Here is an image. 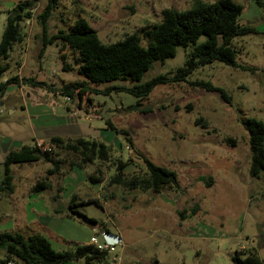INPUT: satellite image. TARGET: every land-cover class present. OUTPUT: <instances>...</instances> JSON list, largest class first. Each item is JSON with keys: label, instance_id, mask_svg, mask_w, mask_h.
<instances>
[{"label": "rangeland", "instance_id": "obj_1", "mask_svg": "<svg viewBox=\"0 0 264 264\" xmlns=\"http://www.w3.org/2000/svg\"><path fill=\"white\" fill-rule=\"evenodd\" d=\"M18 1L22 0H0V39L7 11ZM195 1L215 0H59L48 18V34L67 31L83 18L102 43H113L131 33L142 36L160 21L162 10H186ZM234 1L243 7L239 24L257 30L232 40L236 62L247 69L214 62L193 71L186 81L156 85L140 101L127 91L113 89L90 94V102L81 95L73 103L65 102L61 96L55 109L33 124L57 122L65 139L103 142L108 146V160L83 162L81 156L56 148L54 158L60 162L56 172L50 173L53 165L43 160L11 164L14 189L0 192V232L37 233L55 250H74L88 244L92 236L102 243L100 232L107 228L123 239L108 254L110 263L120 257V264H232L231 256L238 250L255 253L264 262V172L257 177L248 173V132L241 125L245 118L264 122V10L254 0ZM45 3L35 0L32 18L21 23L25 42L3 60L9 66L8 77L16 75L18 64L24 63L23 75L33 69L38 80L56 85L83 78L76 70L62 69L61 53L72 64L69 50L60 53L59 46L49 44L40 53L42 28L37 16ZM190 49L179 46L174 56L154 61L140 82L159 74L172 76L184 65ZM199 81L224 90L229 100L219 91L194 84ZM89 84L103 90L133 82ZM40 102L45 108L47 102ZM5 108L0 113V138H26L30 124L24 112L17 107L9 114ZM1 149L0 143V182L5 159ZM142 156L174 171L179 188L155 192L109 183L118 160L129 162L126 175L142 173ZM41 178L49 186L32 191ZM72 196L75 213L68 209ZM3 254L0 249V260ZM64 264H84V259Z\"/></svg>", "mask_w": 264, "mask_h": 264}, {"label": "trees", "instance_id": "obj_2", "mask_svg": "<svg viewBox=\"0 0 264 264\" xmlns=\"http://www.w3.org/2000/svg\"><path fill=\"white\" fill-rule=\"evenodd\" d=\"M34 1H18L7 11L0 39V76L9 67L3 60L9 57L14 45L24 41L21 23L32 18ZM58 1L46 0L42 12L37 16L42 28L40 53L42 54L49 44L59 46L60 53L64 49L69 50L72 54V64L67 62L66 54L61 53L59 58L62 62V69L64 71L76 70L83 78L72 81L61 80L59 85H56L52 82L38 80L36 77L20 78L18 75H12L0 82V98L4 95L8 85L23 84L67 97L69 100H75L77 95H81L87 102H90V94L109 93L113 89L127 91L140 101L147 98L156 85L186 81L193 71L214 62H221L242 70L247 69L236 62V50L232 45V40L235 37L257 32L253 27L239 24L238 19L243 7L234 0L195 1L186 10L179 11L173 8L162 10L160 21L145 29L142 36L131 33L122 40L104 44L99 40L96 30L83 18L76 19L67 31L58 29L56 32L48 34V18L56 8ZM254 2L264 10V0H254ZM179 46L184 48L191 46L183 66L176 68L172 76L159 74L140 82L143 74L154 61L162 62L164 59L174 56L176 48ZM123 80H130L133 85H111L100 90L89 84ZM194 84L203 86L209 91H219L224 99L229 100L224 90L213 87L209 82L199 81ZM139 101L137 104L140 103ZM241 125L248 132L250 149L248 173L251 177H257L260 172H264V122L255 118H245L241 120ZM109 126L115 129L111 123ZM49 142L58 149L81 156L83 162L96 158L108 160L109 157L108 146L97 140L84 138L68 140L54 136ZM40 160L53 165V169H48L50 173L59 170L60 162L54 158V150L51 152L42 151L34 145H23L17 150L9 151L3 162L4 176L0 182V192H13L12 175L9 171L11 164ZM141 160L145 165V170L132 175L125 174V167L129 162L118 160L117 170L109 177V183L123 186L128 190L139 187L155 192H159L165 187L179 188L177 175L174 171L155 165L144 156ZM90 179L96 181L94 176H91ZM209 179L211 180V177ZM48 186L45 178H41L37 180L32 191L38 192ZM75 199V196H72L69 202L70 213L77 212ZM89 201L100 205L98 199ZM85 220L96 224L93 219L85 217ZM104 230L109 232L107 228ZM0 249L4 251L0 260L1 264L17 262L22 264H64L79 258L84 259V264H93L106 261L108 257L105 251H100L91 244L77 245L74 250H55L45 236L37 233L25 236L17 231L0 232ZM231 262L232 264H264L255 253L241 250L234 252ZM153 264L158 263L155 261Z\"/></svg>", "mask_w": 264, "mask_h": 264}, {"label": "crops", "instance_id": "obj_3", "mask_svg": "<svg viewBox=\"0 0 264 264\" xmlns=\"http://www.w3.org/2000/svg\"><path fill=\"white\" fill-rule=\"evenodd\" d=\"M24 42H22L21 44L14 45L13 50L17 49V47H19V45H22ZM25 65L26 64L24 63L20 65L18 64L16 75H18L20 78L21 77H34L33 74L35 71L33 69L29 70V73H31L30 75L28 76L23 75L22 71ZM9 74H10V71L9 69H7L1 75L3 78H1L0 76V82L5 81L8 78ZM60 97L61 96L58 94H53L51 92H47L45 90L31 87L28 85H23V84H18V85L12 84L6 87L4 95L0 98V113H4V109H3L4 106L6 107L5 109L9 110V114L15 113L18 109L17 107H20L21 111L24 112L25 117H27V119L29 120L30 134H28L26 138H22V139H12L11 138L12 140H10L9 138H6V137L0 138V143L2 146L1 150H2V154L4 158L9 151L17 150L23 145H33V142L35 140H39L42 142H49L50 139L54 136H59L61 138H64V135H62V133L58 131L59 125L57 122L54 125L53 124L51 125L50 124H45V125H34L33 124V121L42 119L44 114L46 116L49 115V112H51V109L52 111L55 109L56 107L55 105L60 100ZM41 99H44L47 102V105H45V108H42L43 104L42 102H40ZM62 100H64L63 97H62ZM69 101H72V103L74 102V100H69ZM69 101H65V102H69ZM30 106H33V107L30 108ZM29 140H31L30 143H28ZM29 163H32V162H26L25 164L28 165ZM117 235L121 238L123 242L122 237L119 234Z\"/></svg>", "mask_w": 264, "mask_h": 264}, {"label": "built area", "instance_id": "obj_4", "mask_svg": "<svg viewBox=\"0 0 264 264\" xmlns=\"http://www.w3.org/2000/svg\"><path fill=\"white\" fill-rule=\"evenodd\" d=\"M65 101H69V99L67 97H63ZM33 145L42 149V151H53L56 149V147L50 143V142H42L39 140H35L33 142ZM100 235L103 239L102 243H98L96 238L94 236L90 237L89 243L93 245L95 248H97L100 251H105L107 254L113 253L115 251V247L116 246H120L122 245V240L121 238L114 233L111 232H107V231H101ZM121 259L120 257L115 258L111 261V263L109 261H104V262H98L97 264H120Z\"/></svg>", "mask_w": 264, "mask_h": 264}, {"label": "water", "instance_id": "obj_5", "mask_svg": "<svg viewBox=\"0 0 264 264\" xmlns=\"http://www.w3.org/2000/svg\"><path fill=\"white\" fill-rule=\"evenodd\" d=\"M261 233V232H260Z\"/></svg>", "mask_w": 264, "mask_h": 264}]
</instances>
